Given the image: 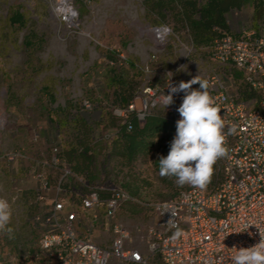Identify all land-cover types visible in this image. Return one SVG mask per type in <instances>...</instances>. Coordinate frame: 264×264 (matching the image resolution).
Here are the masks:
<instances>
[{"label":"rangeland","instance_id":"374dc122","mask_svg":"<svg viewBox=\"0 0 264 264\" xmlns=\"http://www.w3.org/2000/svg\"><path fill=\"white\" fill-rule=\"evenodd\" d=\"M146 1L67 0L74 18L64 22L58 16V4L62 0H0V114L4 120L0 130V186L3 188L0 196L13 198L18 194L15 198L18 209L28 207V200L21 196L19 189L22 184L35 186L31 170L44 172L53 186L57 184L61 166L49 163L50 151L54 146L66 147L71 128L68 116L90 115L93 122L98 121L100 108L107 103L106 95L113 91L107 88L106 82L108 56L115 57L117 69L129 70L130 77L135 76L139 84L137 92L147 81L162 83L161 73L166 70L172 71L179 83L217 68L201 65L208 61V45L198 48L186 30L176 31L169 14L164 23H158L157 17L148 12ZM205 1L198 0L200 4ZM16 14L22 16L23 23H10ZM251 16L252 2L245 0L241 10L226 16L232 33L256 30ZM162 26L170 34L165 37L164 47L158 48L153 29ZM218 71L223 72V68L219 67ZM239 87L229 85L228 90L235 95ZM83 101L92 104L93 112L81 111ZM238 101H243L240 94ZM105 129L100 124L93 127L97 145L101 144ZM169 151L170 147L162 141L161 147L147 158L120 170L125 185L133 179L143 183L136 198L139 202L149 204L173 198L179 191L191 187H178L173 179L159 175L158 160ZM11 152H20L22 159L8 167L4 155ZM102 154L99 146L93 170L99 168ZM39 161L48 164L42 165ZM21 171L27 174L23 179L19 175ZM210 187L207 185L206 189ZM26 214L13 212L11 226L14 230L19 228L14 238L0 235V264H35L32 256L37 248V235L27 226ZM98 214L102 215V210ZM116 220L130 231L155 221L148 208L136 204L122 207ZM111 238L110 229H96L92 233V240L102 247H109ZM109 264L120 263L111 260Z\"/></svg>","mask_w":264,"mask_h":264},{"label":"built area","instance_id":"2783aa9c","mask_svg":"<svg viewBox=\"0 0 264 264\" xmlns=\"http://www.w3.org/2000/svg\"><path fill=\"white\" fill-rule=\"evenodd\" d=\"M66 4H58V16L64 22L73 21L72 9ZM153 32L157 47H164L169 29L162 26ZM207 53L208 61L201 62L202 67L211 64L217 68L202 77L209 81L210 94L226 122L224 134L230 149L229 155L215 164L217 184L203 190L190 187L181 190L175 199L143 204L125 188L121 169L108 173L106 162L100 160L95 174L77 175L59 157L60 147L54 146L49 163L61 166L55 186L44 172L31 170L35 182L32 196L26 198L19 189L28 200V207H16L18 194L13 198L3 196L14 213L28 215L25 222L37 235L32 256L35 264H109L111 260L120 264H232L237 249L259 242L256 226L264 229V17L257 30L235 35L220 32ZM219 67L223 72L218 71ZM168 73H172L171 78ZM161 77L162 83L147 81L126 110L112 108V113L125 118L128 112H135L143 123L146 115L157 109L176 125L180 119L177 108L184 93L174 94V103L164 109L160 97L169 94V79L173 85L179 83L172 71H163ZM229 85L246 87L255 91L257 97L239 102L240 90L232 95ZM81 106L92 111L89 101H83ZM232 127L236 129L234 133L230 131ZM114 133L115 130L106 129L100 137L102 143L97 145L95 140L93 146H106ZM20 159V152L4 155L8 167ZM21 175L22 179L27 176ZM128 204L145 206L155 221L130 231L116 220L119 210ZM100 210L102 215L98 214ZM244 224L256 226L242 232ZM82 228L84 232L80 231ZM96 229H110L109 247L92 240ZM177 231L182 234L176 236Z\"/></svg>","mask_w":264,"mask_h":264},{"label":"trees","instance_id":"16d2710c","mask_svg":"<svg viewBox=\"0 0 264 264\" xmlns=\"http://www.w3.org/2000/svg\"><path fill=\"white\" fill-rule=\"evenodd\" d=\"M251 2V23L257 30L264 17V0H251ZM244 3L245 0H206L204 4H200L198 0H147L145 4L148 12L157 17L158 23H164L169 14L174 21L175 30H186L199 48L203 45L210 46L220 32L228 33L226 16L231 11L241 10ZM22 21L23 18L19 14L10 18L12 24H21ZM108 60L106 65L109 70L106 73V82L107 88L113 91L106 95L107 103L104 108H100L98 121L93 122L90 115L75 117L69 115L67 119L71 127L70 133L66 147L60 149L59 157L64 159L72 172L77 175L89 177L93 175V162L96 159V150L93 148L94 126L100 124L106 129L115 130L109 140L110 152L117 153L123 160V165L127 167L133 166L138 158H147L154 150L161 147L162 141L166 142L167 147H171V142L176 135V125L161 110H152L146 115L143 123L139 122L135 112H128L125 118L112 113V108L127 109L136 96L139 84L135 81V76L130 77L129 70L117 69V60L113 55L108 56ZM239 90L243 101L257 97L255 91H248L246 87L240 86ZM81 111L86 114L93 112L85 110L82 106ZM57 125L60 126V124ZM217 182L218 173L214 165V174L208 185L210 187ZM139 187H143V183L140 184L137 179L127 183V189L134 195L138 194ZM178 193L166 200L175 199Z\"/></svg>","mask_w":264,"mask_h":264},{"label":"clouds","instance_id":"9594fccd","mask_svg":"<svg viewBox=\"0 0 264 264\" xmlns=\"http://www.w3.org/2000/svg\"><path fill=\"white\" fill-rule=\"evenodd\" d=\"M171 78L172 73H168ZM199 85L193 88V85ZM169 94H162L160 102L164 109L174 103L173 95L183 92V100L177 108L180 119L176 122V135L171 142L167 156L158 160L161 177L173 179L178 187L185 185L203 190L214 174V165L226 158L230 149L227 146L224 129L226 122L209 91V81L200 75L178 85L167 84ZM232 133L235 127L230 129ZM3 188L0 186V191ZM13 210L9 200L0 196V235L14 238L11 226ZM254 224H244L247 231ZM256 226V225H254ZM258 229L260 240L250 247L237 249L232 256V264H264V229ZM182 233L177 231L176 236ZM251 235V233H249Z\"/></svg>","mask_w":264,"mask_h":264},{"label":"crops","instance_id":"0c3cea01","mask_svg":"<svg viewBox=\"0 0 264 264\" xmlns=\"http://www.w3.org/2000/svg\"><path fill=\"white\" fill-rule=\"evenodd\" d=\"M232 12V11H231ZM226 22H227V24H228V26H229V32L228 33H230V34H234V33H232V30H231V28H230V25H229V23H228V21H227V18H226ZM235 34H239V33H235ZM234 34V35H235ZM95 150L97 149L98 150V146L97 147H93ZM101 149H102V158H101V161H103V162H106V172H108V173H110L111 171H115V170H117V171H119V169H123L124 167H126V166H124L123 165V160L122 159H120L119 157H118V154L117 153H111L110 151V149H111V147H110V145L109 144H106V146H103L102 145V147H100ZM96 160V159H95ZM95 160H94V162H93V165H95L96 164V162H95ZM141 160V158H138V159H136L135 161H134V164L133 165H135L137 162H139ZM95 170V169H94ZM22 174V171H21V173L19 174L20 176H22L21 175ZM11 183H13V181H11ZM20 188H21V190H22V192H23V195L26 197V198H28L29 199V197L30 196H32V194H33V190H32V187H27V186H25V185H20ZM125 188L127 189V185H125ZM128 190V189H127ZM128 192H129V194L130 195H132L133 197H138V194H136V195H134L131 191H129L128 190ZM141 203V202H140ZM26 228H28V227H26ZM17 232L16 233H18L19 232V229H15ZM15 230H14V232H15ZM21 243H19V244H23L24 243V240L23 241H20Z\"/></svg>","mask_w":264,"mask_h":264},{"label":"bare ground","instance_id":"6f19581e","mask_svg":"<svg viewBox=\"0 0 264 264\" xmlns=\"http://www.w3.org/2000/svg\"><path fill=\"white\" fill-rule=\"evenodd\" d=\"M67 0H62V2L65 4Z\"/></svg>","mask_w":264,"mask_h":264}]
</instances>
